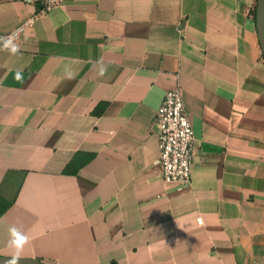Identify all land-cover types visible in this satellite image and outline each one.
Wrapping results in <instances>:
<instances>
[{
  "label": "crops",
  "instance_id": "0c3cea01",
  "mask_svg": "<svg viewBox=\"0 0 264 264\" xmlns=\"http://www.w3.org/2000/svg\"><path fill=\"white\" fill-rule=\"evenodd\" d=\"M255 4L65 0L19 54L0 48V256L15 226L42 264H264ZM38 8L0 0V34ZM176 88L196 136L189 184L158 163L156 112Z\"/></svg>",
  "mask_w": 264,
  "mask_h": 264
},
{
  "label": "built area",
  "instance_id": "2783aa9c",
  "mask_svg": "<svg viewBox=\"0 0 264 264\" xmlns=\"http://www.w3.org/2000/svg\"><path fill=\"white\" fill-rule=\"evenodd\" d=\"M27 2L39 5L37 12L11 31L0 34V37L14 34L17 42L27 28L35 25L39 16L48 14L55 7L61 6L65 0H27ZM20 29L22 31H18ZM155 127L159 138L158 163L164 182L189 184L195 159L196 136L180 89L166 92L156 112Z\"/></svg>",
  "mask_w": 264,
  "mask_h": 264
},
{
  "label": "clouds",
  "instance_id": "9594fccd",
  "mask_svg": "<svg viewBox=\"0 0 264 264\" xmlns=\"http://www.w3.org/2000/svg\"><path fill=\"white\" fill-rule=\"evenodd\" d=\"M18 31H22V29ZM25 38L27 39V37ZM15 40H16V36L14 34L8 37H0V41H2L3 50L9 51L11 55L19 54L20 46L15 42ZM95 65L99 66L98 75L104 76L107 72V66H105L102 61H96ZM65 74L68 79H73L75 75L73 72L68 71L67 69L65 70ZM15 78L18 81L22 80L20 70L16 72ZM8 234H9L8 247L10 249H13L14 251L11 256V259L7 262V264H18V260L24 257L22 255L23 249L25 245L29 243L30 237L15 226L9 227Z\"/></svg>",
  "mask_w": 264,
  "mask_h": 264
},
{
  "label": "water",
  "instance_id": "95a60500",
  "mask_svg": "<svg viewBox=\"0 0 264 264\" xmlns=\"http://www.w3.org/2000/svg\"><path fill=\"white\" fill-rule=\"evenodd\" d=\"M256 30L259 45L264 55V0H257ZM10 259L11 258L0 256V264H7ZM18 264H42V262L35 258H21L18 260Z\"/></svg>",
  "mask_w": 264,
  "mask_h": 264
},
{
  "label": "trees",
  "instance_id": "16d2710c",
  "mask_svg": "<svg viewBox=\"0 0 264 264\" xmlns=\"http://www.w3.org/2000/svg\"><path fill=\"white\" fill-rule=\"evenodd\" d=\"M253 13H254V17H255V15H256V7L254 8V10H253ZM18 188L16 189V192H15V194H14V198L13 199H11L9 202H8V206H6V208H4L2 211H1V213H3L7 208H9L14 202H15V200H16V197H17V194H18Z\"/></svg>",
  "mask_w": 264,
  "mask_h": 264
},
{
  "label": "rangeland",
  "instance_id": "374dc122",
  "mask_svg": "<svg viewBox=\"0 0 264 264\" xmlns=\"http://www.w3.org/2000/svg\"><path fill=\"white\" fill-rule=\"evenodd\" d=\"M257 6V0H256V4H255V7ZM254 7V8H255ZM254 10V9H253ZM252 19H253V21L256 23V15H255V17H254V13H253V11H252Z\"/></svg>",
  "mask_w": 264,
  "mask_h": 264
}]
</instances>
